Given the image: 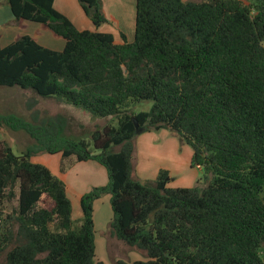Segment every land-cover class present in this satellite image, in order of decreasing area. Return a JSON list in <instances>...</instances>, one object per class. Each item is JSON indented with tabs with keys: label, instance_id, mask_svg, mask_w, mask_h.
I'll use <instances>...</instances> for the list:
<instances>
[{
	"label": "trees",
	"instance_id": "obj_1",
	"mask_svg": "<svg viewBox=\"0 0 264 264\" xmlns=\"http://www.w3.org/2000/svg\"><path fill=\"white\" fill-rule=\"evenodd\" d=\"M53 1L6 0L16 22L39 24L64 48L29 36L0 45V88L115 124L88 143L66 137L60 117L0 115V130L33 140L20 155L0 142V264H104L93 204L105 195L110 236L147 258L115 264H264V0H135L134 38L121 34V44L77 30ZM78 2L96 28L109 23L101 0ZM141 102L151 107L134 113ZM160 130L192 149L203 174L193 187L170 188L166 170L136 178L134 139ZM39 153L105 168L106 184L82 195L79 220L64 182L31 162Z\"/></svg>",
	"mask_w": 264,
	"mask_h": 264
},
{
	"label": "crops",
	"instance_id": "obj_2",
	"mask_svg": "<svg viewBox=\"0 0 264 264\" xmlns=\"http://www.w3.org/2000/svg\"><path fill=\"white\" fill-rule=\"evenodd\" d=\"M101 1L103 5L104 16L108 21H110L111 19H116L119 25L128 26L129 24V27L130 22L131 24H133V22L135 21V0L134 9L131 5L132 0ZM53 7L56 11L64 15L77 30H88L111 34L115 43H122H119V34H121V31H116L109 25H102L101 27L96 28L92 24L91 20L85 15L78 0H54ZM20 31H22L21 34ZM130 32L134 38V25L133 31L132 28L128 31V33ZM22 36H29L34 39L39 45L53 51H61L64 48V41L62 39L53 36L49 31L43 29L39 24L27 21L16 22L11 14L6 0H0V45L2 47H5ZM126 39L128 42H131L133 40L132 39L131 41H129L127 36ZM134 145L135 153L133 164L136 178L141 180H154L160 170H166L169 172V175L172 179L171 183L173 184V186L170 188H191L199 179L198 174L191 168V158L193 154L192 150L185 144H182L167 130H160L156 132L151 131L138 134L134 139ZM52 156L61 159L60 154ZM30 160L32 163H35L32 161L33 157H31ZM52 174L55 175V173ZM56 174L61 175L60 173ZM55 176L57 177V175ZM68 176L69 175H62L61 180L65 184L66 194L72 204V218L73 216H75L76 219L73 218V220H79L82 215L80 209V199L82 195L88 192L90 189L85 191L84 187L80 188L72 185L69 186V183L67 181ZM106 182L107 177L106 179H103L98 186L95 187H99L100 185L104 186ZM69 189L75 193V197H73V200L69 197ZM102 204L103 208L101 207ZM108 204V195H105V197L96 200L93 204L95 256L98 248V234L101 236V239H99V241H101L99 244L100 248L105 241L106 243L109 242L108 246H114L115 244L121 243L112 238L108 232V225L112 218V212H110V210H108L107 208ZM104 258L105 260H107V257ZM96 259L97 261L106 264V261L104 259H101V257H97ZM116 261L119 260H117V258H114L113 263H115Z\"/></svg>",
	"mask_w": 264,
	"mask_h": 264
},
{
	"label": "rangeland",
	"instance_id": "obj_3",
	"mask_svg": "<svg viewBox=\"0 0 264 264\" xmlns=\"http://www.w3.org/2000/svg\"><path fill=\"white\" fill-rule=\"evenodd\" d=\"M183 1L199 2L200 0ZM131 5L134 9V0H132ZM104 25H109L116 31H121V34L124 36L126 35L129 41L133 39V35L131 32L128 33V31L131 28L133 31L134 22L133 24L130 22V27L129 24L128 26H121L116 19H111L108 24ZM21 33L22 31H20V34ZM121 34H119V43L123 42ZM150 107L151 102H141L135 106L133 111L134 113L148 111ZM0 115H15L29 123H34V119L38 121H46L60 117L68 122V126L64 133L66 137L75 141L85 140L88 143H91L90 135L95 129H100L108 123L115 124V121H110L109 119L92 118L88 113L66 104L63 101L53 98H40L30 91H22L18 88L6 87L0 88ZM0 142L7 143L16 155L24 153L27 147L33 144V140L23 131H11L9 129L0 130ZM187 147L190 148L189 146ZM116 150H118V148H115V151ZM32 161L47 166L48 169L52 173H55L60 180L62 175H69L67 178L69 186L84 187L85 191L98 186L102 180L107 177L105 168L94 161L77 163L73 162L72 159H60L44 153H39L33 156ZM191 168L198 174V178H202L203 174L198 168L193 167L192 165ZM56 173H60L61 175ZM168 186L172 187L173 184L170 182ZM69 197L72 198V200L73 197H75V193L70 189ZM15 204L16 203L13 201L7 205V208L13 207ZM101 207L103 208V204ZM107 208L111 212L109 204ZM73 218L76 219L75 216H73ZM97 239L98 248L96 258L101 257V259L105 260L104 257H107V260H105L106 264H115L117 261L113 263L114 258L127 263L135 262L136 260L146 261L147 259L142 251L131 248L128 249L129 247H121L126 246L123 243L108 246L109 242L106 243V241H103L104 243L100 248L99 244L101 241H99V239H101V236L99 234Z\"/></svg>",
	"mask_w": 264,
	"mask_h": 264
},
{
	"label": "water",
	"instance_id": "obj_4",
	"mask_svg": "<svg viewBox=\"0 0 264 264\" xmlns=\"http://www.w3.org/2000/svg\"><path fill=\"white\" fill-rule=\"evenodd\" d=\"M127 73V71L125 70L124 71V74H126ZM134 124H135V126L137 127V123L134 121ZM137 132H139V130H136Z\"/></svg>",
	"mask_w": 264,
	"mask_h": 264
}]
</instances>
